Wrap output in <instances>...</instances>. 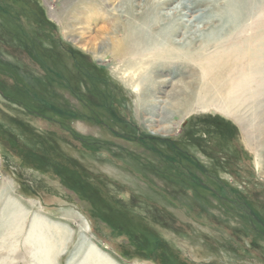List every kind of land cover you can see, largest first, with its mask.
<instances>
[{
    "label": "rangeland",
    "instance_id": "374dc122",
    "mask_svg": "<svg viewBox=\"0 0 264 264\" xmlns=\"http://www.w3.org/2000/svg\"><path fill=\"white\" fill-rule=\"evenodd\" d=\"M117 1L0 0V264H92L90 246L115 264H264V60L227 97L223 75L243 68H203L200 39L170 56L185 22ZM126 21L165 55L114 61ZM261 21L245 35L264 45ZM167 115L168 132L150 124Z\"/></svg>",
    "mask_w": 264,
    "mask_h": 264
},
{
    "label": "bare ground",
    "instance_id": "6f19581e",
    "mask_svg": "<svg viewBox=\"0 0 264 264\" xmlns=\"http://www.w3.org/2000/svg\"><path fill=\"white\" fill-rule=\"evenodd\" d=\"M200 1H204L206 4L204 7L198 8L196 10L195 6ZM156 2L157 4L155 5V9L157 8V10H155V13L152 15L153 20L148 21L149 24L153 25L154 20L158 18H161L160 20L162 22L168 19L175 20L174 17L176 16L178 17L177 19L180 21L183 20L185 22L187 25H185L186 27H189V31L184 32L180 38L173 39L170 50L167 48L170 51V56H174L176 54L175 51L180 48V44L182 46H186L191 44L193 40L200 39L203 40L201 47L202 51L200 52L202 62L204 63L203 68H218L216 66L217 64L220 65L219 68H243L240 70L229 69L225 72L223 75V80L224 84H226L221 86L220 92L224 94L226 93L227 97L240 99L241 95L245 97L244 95L250 91L251 87L259 82L258 76H254L253 72L257 70L256 68L261 67L258 66V64L260 65V63L264 60V45L254 43V38H248L247 35H245V30L251 27L254 32L257 31V25L262 22V19H264V0H156ZM125 5L126 0H120L115 6H113L112 11H117L121 14L122 12H125ZM143 6L145 7V3H143ZM193 12L196 13L194 14ZM181 13L183 15H178ZM121 15L123 16L124 13ZM130 18L133 19L132 17ZM139 21H142L141 23L144 21V24L147 23V19L145 18H142ZM141 23H130L127 21L125 23L122 22L124 25L121 26L120 30L123 31V36L121 38L114 39H112V37L108 38V44L106 48L108 50L112 49L110 50L113 55L112 58L114 61H117V63L125 62L128 65L135 62L138 63L139 57L145 56L143 52L146 51L142 50H145V48L147 50V48H149L147 46L150 44L154 45L152 48H150V50L155 52L160 50V44L157 46L158 39L148 36L147 34L150 33L151 30L148 32L144 31V29L142 30L141 28L144 27H141ZM170 23L169 25L172 26V23ZM111 29L112 27L108 26L104 30L108 32ZM115 31L117 32V30ZM145 35H147V37ZM173 36H175V34ZM178 43L180 44L178 45ZM211 43H214L217 46L218 49L215 51L218 56H214V53V55H209L205 51V48H209L208 45ZM155 45L157 47H155ZM160 51L162 52H159L158 55L161 57L162 55L164 56L165 53H163V50ZM186 54H188V52ZM171 62L173 67L176 68L177 63L174 61ZM122 65L128 67L127 65ZM156 67L159 68L160 65H157ZM251 68L255 69L251 70ZM210 80H212V82L215 84V78H211ZM216 85L217 84H215V87ZM211 86L214 88L213 85ZM166 103L169 104L170 101L168 100ZM246 118H238V121L242 123H244V121L247 122ZM149 121L153 126L156 125V122L158 121L160 125L159 130L161 131L168 132L169 129H172L171 124H169L171 120L169 119L168 115L162 117L160 120L150 117ZM260 126L257 129L256 126L249 127L248 123H244V127L248 131L249 135H251V138H258V135H260V133L263 131ZM257 132H259V134H257ZM40 224L42 223L39 220H35L33 222L31 226V232L26 240L28 243L29 241H32L31 238L33 236L39 239V237L42 235L43 224ZM88 250V259H90L94 264H115L113 261H111L112 259L110 260L108 257L102 255V253L96 250L93 246H90Z\"/></svg>",
    "mask_w": 264,
    "mask_h": 264
},
{
    "label": "trees",
    "instance_id": "16d2710c",
    "mask_svg": "<svg viewBox=\"0 0 264 264\" xmlns=\"http://www.w3.org/2000/svg\"><path fill=\"white\" fill-rule=\"evenodd\" d=\"M155 246H153V252L155 253V251L157 252L159 250V246L157 244L154 243Z\"/></svg>",
    "mask_w": 264,
    "mask_h": 264
}]
</instances>
